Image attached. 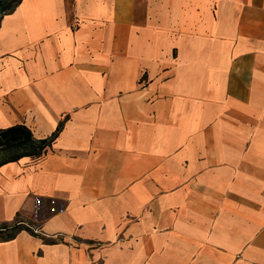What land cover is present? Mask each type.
I'll list each match as a JSON object with an SVG mask.
<instances>
[{
  "label": "crops",
  "instance_id": "1",
  "mask_svg": "<svg viewBox=\"0 0 264 264\" xmlns=\"http://www.w3.org/2000/svg\"><path fill=\"white\" fill-rule=\"evenodd\" d=\"M18 125L52 140L0 164V264H264V0H20Z\"/></svg>",
  "mask_w": 264,
  "mask_h": 264
},
{
  "label": "trees",
  "instance_id": "2",
  "mask_svg": "<svg viewBox=\"0 0 264 264\" xmlns=\"http://www.w3.org/2000/svg\"><path fill=\"white\" fill-rule=\"evenodd\" d=\"M20 2V0H15L12 2V7L8 5H5L2 1H0V9L1 10H8L7 12H4V14L11 12ZM2 14V15H4ZM52 140V138L50 139H45V140H35L32 137L31 132L29 131V129H27L25 126H14V127H10L7 129H3L0 130V151L2 150H8L11 148H18V147H22V146H28L29 144L32 145H36V147L39 149L36 153H32V154H17L13 157H10L8 159H4L2 161H0V164L4 163V162H8V161H14L16 159H18L20 156L23 155H39L42 151V149L45 147V145ZM8 228V226H2L0 228V232L3 230H6ZM18 229V227L16 226V230ZM16 230H14L13 234L9 235L8 238H12L13 235L15 234Z\"/></svg>",
  "mask_w": 264,
  "mask_h": 264
},
{
  "label": "rangeland",
  "instance_id": "3",
  "mask_svg": "<svg viewBox=\"0 0 264 264\" xmlns=\"http://www.w3.org/2000/svg\"><path fill=\"white\" fill-rule=\"evenodd\" d=\"M2 1L5 5H8L10 7H12V2L15 1V0H0ZM8 10H1L0 9V17L2 16V14H4V12H7ZM39 149L36 147V145H32V144H29L28 146H22V147H18V148H11V149H8V150H2L0 152V161L4 160V159H8L10 157H13L17 154H24V153H29V154H32V153H36ZM2 226H8V228L6 230H3L0 232V240L2 239H6L8 238L9 235L13 234L14 230H16V225L14 224H10V225H2L0 224V228ZM29 229V228H28Z\"/></svg>",
  "mask_w": 264,
  "mask_h": 264
},
{
  "label": "built area",
  "instance_id": "4",
  "mask_svg": "<svg viewBox=\"0 0 264 264\" xmlns=\"http://www.w3.org/2000/svg\"><path fill=\"white\" fill-rule=\"evenodd\" d=\"M50 211L53 213V212H56V211H61L62 209H64L65 207V202L62 201V200H51L50 202ZM34 231H37V230H34Z\"/></svg>",
  "mask_w": 264,
  "mask_h": 264
}]
</instances>
